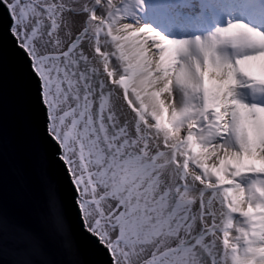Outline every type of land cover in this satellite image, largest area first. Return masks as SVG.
<instances>
[{"label": "snow or ice", "instance_id": "1", "mask_svg": "<svg viewBox=\"0 0 264 264\" xmlns=\"http://www.w3.org/2000/svg\"><path fill=\"white\" fill-rule=\"evenodd\" d=\"M5 39L43 207L0 264H264V0H0Z\"/></svg>", "mask_w": 264, "mask_h": 264}, {"label": "water", "instance_id": "2", "mask_svg": "<svg viewBox=\"0 0 264 264\" xmlns=\"http://www.w3.org/2000/svg\"><path fill=\"white\" fill-rule=\"evenodd\" d=\"M35 115L30 93L11 44L5 39L0 59V211L6 222L37 215L43 207L41 162L34 147ZM3 261L22 259L5 232ZM80 259L91 260L85 254Z\"/></svg>", "mask_w": 264, "mask_h": 264}, {"label": "bare ground", "instance_id": "3", "mask_svg": "<svg viewBox=\"0 0 264 264\" xmlns=\"http://www.w3.org/2000/svg\"><path fill=\"white\" fill-rule=\"evenodd\" d=\"M243 16L244 18H248L249 20H251V17H248L246 15H243ZM143 19H144V22L151 24L153 27L163 31L165 34H168L171 31H173L172 25H170L165 19L159 18L153 15L151 11H148L147 13H145L143 15ZM165 28H167V30H165Z\"/></svg>", "mask_w": 264, "mask_h": 264}]
</instances>
